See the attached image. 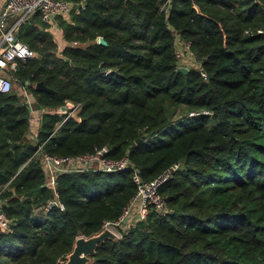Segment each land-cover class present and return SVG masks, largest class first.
<instances>
[{
	"label": "trees",
	"instance_id": "obj_1",
	"mask_svg": "<svg viewBox=\"0 0 264 264\" xmlns=\"http://www.w3.org/2000/svg\"><path fill=\"white\" fill-rule=\"evenodd\" d=\"M73 1L58 15L62 47L40 12L16 32L38 52L18 60L16 81L45 111L28 137L24 97L0 91V264H65L77 237L118 219L137 190L127 167L61 172L55 194L39 146L107 147L146 180L178 164L159 187L171 210L119 227L87 264H264V0ZM176 33L207 77L177 68ZM67 100L80 119L63 121Z\"/></svg>",
	"mask_w": 264,
	"mask_h": 264
},
{
	"label": "built area",
	"instance_id": "obj_2",
	"mask_svg": "<svg viewBox=\"0 0 264 264\" xmlns=\"http://www.w3.org/2000/svg\"><path fill=\"white\" fill-rule=\"evenodd\" d=\"M82 1L80 4H82ZM167 1L161 4V8L165 7ZM75 6L76 3L73 0H3L2 4H0V91L9 92L13 90V84L17 79L14 71L18 60L26 61L37 54L33 48L16 35L20 24L34 13L40 12L42 19L47 21L50 27L57 29L59 26L58 15L70 13ZM97 40L99 42V37ZM174 52L177 57V68L180 69L183 66L188 68L195 67L201 71L204 77H207V72L202 68L201 61L196 57L191 42L177 33L175 34ZM26 88L27 85L24 87V99L30 107V111L36 109L42 114L45 108H40L39 106L37 108L35 106L32 99L29 98ZM65 105L66 109L62 110L66 114L63 121L70 115L80 119L75 114L80 107L79 102L67 100ZM202 112L210 113L207 110ZM195 113H198V111L190 112V114ZM40 149L41 146L36 152L40 156L41 166L45 173V185L52 187L55 194H57V176L61 172L80 170L116 171L127 167L131 168L133 180L137 185L136 193L130 203L123 209L119 218L115 221H107L101 230L109 229L113 231L116 238L122 235L119 227H123L126 224L129 227V224L137 220L146 219L151 209L159 213H166L171 210L167 201L159 192V187L171 176L172 169H175L178 164L165 170L155 178L146 180L140 174L139 169L130 163L128 156L117 159L107 157L105 155L107 147L97 148L93 152L68 156L42 152ZM50 203H57V201L51 200ZM59 206L64 209L62 204H59ZM0 223L6 225V220L1 213Z\"/></svg>",
	"mask_w": 264,
	"mask_h": 264
},
{
	"label": "water",
	"instance_id": "obj_3",
	"mask_svg": "<svg viewBox=\"0 0 264 264\" xmlns=\"http://www.w3.org/2000/svg\"><path fill=\"white\" fill-rule=\"evenodd\" d=\"M130 0H126V2H129ZM99 42L106 44L107 40L103 36H99ZM181 71L187 72L189 70L188 67L183 66L180 68ZM23 84L26 85L27 81L22 80ZM35 88L38 90H48L52 91L51 88H49L43 80L37 81L35 84ZM40 108H43V105L37 104ZM62 110L66 109V105L61 106ZM0 213H2V210H0ZM116 239V235L113 231L109 229H104L103 231L99 232L98 234H95L90 237H86L83 235H80L75 240V244L73 247L72 252L68 255V259L65 264H87L91 257L96 254L97 246L100 242L105 241L106 239Z\"/></svg>",
	"mask_w": 264,
	"mask_h": 264
},
{
	"label": "rangeland",
	"instance_id": "obj_4",
	"mask_svg": "<svg viewBox=\"0 0 264 264\" xmlns=\"http://www.w3.org/2000/svg\"><path fill=\"white\" fill-rule=\"evenodd\" d=\"M66 16L69 17V14H66ZM48 28L53 33V38L57 42L59 48L62 47L63 44L65 43V40L63 38V32H62V29H61L60 25L58 26L57 29L56 28H53V27H48ZM36 53H37L36 56H38V52L37 51H36ZM13 88L15 90L19 91L20 94H22L23 96H25L24 87L19 82L15 81L14 84H13ZM58 109H59L58 112H61V113L64 112V111H62L61 108H58ZM181 113H183V110H180L179 109V111L174 115V117H177V116L181 115Z\"/></svg>",
	"mask_w": 264,
	"mask_h": 264
},
{
	"label": "crops",
	"instance_id": "obj_5",
	"mask_svg": "<svg viewBox=\"0 0 264 264\" xmlns=\"http://www.w3.org/2000/svg\"><path fill=\"white\" fill-rule=\"evenodd\" d=\"M2 2H3V0H0V4H2ZM25 86L26 85H23V87H25ZM28 94H29V98H31L32 101L35 104V98H34V96L31 95L29 92H28ZM35 106L38 108V105L37 104H35ZM40 116H41V114H40V111L39 110L33 109L31 111L30 127H29V132L27 134L28 137H36V134H37L38 129L40 127Z\"/></svg>",
	"mask_w": 264,
	"mask_h": 264
}]
</instances>
